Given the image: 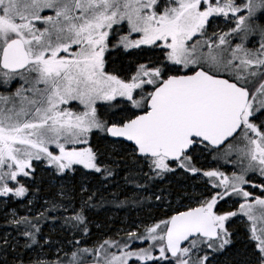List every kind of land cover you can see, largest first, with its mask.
Wrapping results in <instances>:
<instances>
[{
  "label": "snow or ice",
  "instance_id": "snow-or-ice-1",
  "mask_svg": "<svg viewBox=\"0 0 264 264\" xmlns=\"http://www.w3.org/2000/svg\"><path fill=\"white\" fill-rule=\"evenodd\" d=\"M0 215V264H264V0H0Z\"/></svg>",
  "mask_w": 264,
  "mask_h": 264
},
{
  "label": "rangeland",
  "instance_id": "rangeland-1",
  "mask_svg": "<svg viewBox=\"0 0 264 264\" xmlns=\"http://www.w3.org/2000/svg\"><path fill=\"white\" fill-rule=\"evenodd\" d=\"M121 183H123V182L121 181ZM113 190L115 191L116 189H113ZM126 191L131 192V189L130 188L126 189ZM152 211L155 215L163 217L164 213L166 211V206L164 209H155L154 208V209H152ZM131 215L134 216V215H137V213H131ZM139 215L140 216L143 215L145 217V220L147 221L148 217H147V214L145 212H140ZM108 217H111V220H109ZM124 218H125V212L121 210L115 214L114 213H108L107 216L102 215L100 217V220L103 224H106V225L112 227L113 229H115V228L124 227V225L120 222ZM0 224H3L2 215H0ZM101 235H103V233H97L96 234L97 237H99ZM142 246H146V244L142 245Z\"/></svg>",
  "mask_w": 264,
  "mask_h": 264
},
{
  "label": "trees",
  "instance_id": "trees-1",
  "mask_svg": "<svg viewBox=\"0 0 264 264\" xmlns=\"http://www.w3.org/2000/svg\"><path fill=\"white\" fill-rule=\"evenodd\" d=\"M142 217H144L143 215H142ZM145 218V217H144Z\"/></svg>",
  "mask_w": 264,
  "mask_h": 264
}]
</instances>
